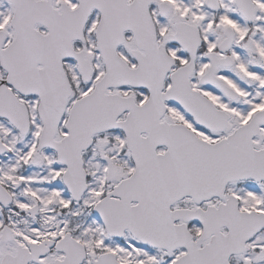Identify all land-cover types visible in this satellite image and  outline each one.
Wrapping results in <instances>:
<instances>
[{
	"label": "snow or ice",
	"instance_id": "1",
	"mask_svg": "<svg viewBox=\"0 0 264 264\" xmlns=\"http://www.w3.org/2000/svg\"><path fill=\"white\" fill-rule=\"evenodd\" d=\"M0 264H264V0H0Z\"/></svg>",
	"mask_w": 264,
	"mask_h": 264
}]
</instances>
